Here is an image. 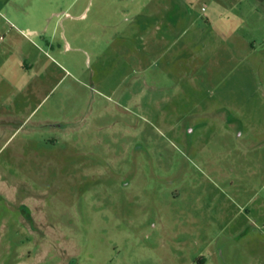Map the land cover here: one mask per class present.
<instances>
[{"label":"rangeland","instance_id":"rangeland-1","mask_svg":"<svg viewBox=\"0 0 264 264\" xmlns=\"http://www.w3.org/2000/svg\"><path fill=\"white\" fill-rule=\"evenodd\" d=\"M21 4L0 264H264V0Z\"/></svg>","mask_w":264,"mask_h":264},{"label":"crops","instance_id":"crops-1","mask_svg":"<svg viewBox=\"0 0 264 264\" xmlns=\"http://www.w3.org/2000/svg\"><path fill=\"white\" fill-rule=\"evenodd\" d=\"M22 1L24 0H4V34L6 31V26H7V19H6L7 13L13 15L16 18V21H18L19 23L25 22V23L39 24L42 19H47V17L45 18L41 17L40 15L41 12L38 7H36V9L34 8L33 13L30 11H27L29 9L28 7H23V4H21ZM45 14L46 13H44V15ZM52 15L54 16V14H51L50 17H52ZM134 19L135 18H133V20Z\"/></svg>","mask_w":264,"mask_h":264}]
</instances>
